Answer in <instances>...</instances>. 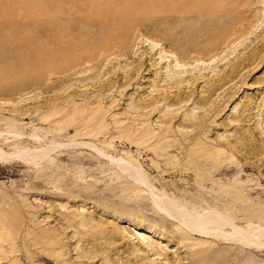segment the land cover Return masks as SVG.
<instances>
[{
	"label": "rangeland",
	"instance_id": "obj_1",
	"mask_svg": "<svg viewBox=\"0 0 264 264\" xmlns=\"http://www.w3.org/2000/svg\"><path fill=\"white\" fill-rule=\"evenodd\" d=\"M113 1L0 0L2 262L57 264L60 242V264H264L232 228L192 236L159 209L264 234V0H121L127 18L103 25L70 13ZM98 71L104 86L81 81Z\"/></svg>",
	"mask_w": 264,
	"mask_h": 264
},
{
	"label": "bare ground",
	"instance_id": "obj_2",
	"mask_svg": "<svg viewBox=\"0 0 264 264\" xmlns=\"http://www.w3.org/2000/svg\"><path fill=\"white\" fill-rule=\"evenodd\" d=\"M59 1V0H58ZM114 2V6L116 5L117 7H118V9H116L115 7H113V8H110L111 7V5L109 4V5H107L108 3H106V4H103V5H106V6H102V4L101 5H98L97 4V6H93V5H89V6H91V7H87V5L85 6H79L80 4H82V2L78 5V4H76L77 6H79V8H77V9H73L72 7H71V9H73L72 10V12H70L71 13V15L73 16L74 15V17H75V15H78V13L79 14H82L83 16L81 17L82 19H80L78 22H83L84 24H101V25H103V23L102 22H105L106 20H109V21H114V20H119V21H122V19H125V18H127V17H125V16H122L121 15V13H118L119 11L118 10H120V12H121V6H122V1L121 0H114L113 1ZM55 3H57V2H55ZM61 3V2H60ZM78 3V2H77ZM84 3H85V1H84ZM83 3V4H84ZM75 4V3H74ZM95 5V4H94ZM54 6V5H53ZM105 8H106V11H104L105 10ZM50 9H52V7L50 8ZM59 9V8H58ZM63 9V8H62ZM60 10V12H61V14H63L62 16H64V13H66L67 12V8H64V11L63 10ZM55 18V17H54ZM76 21V22H77ZM125 21V20H124ZM67 22H68V20H67ZM70 22V21H69ZM77 22V23H78ZM7 23H9V22H7ZM75 23V22H74ZM80 24V23H79ZM5 25H6V23H5ZM8 25V24H7ZM74 25V24H73ZM58 26V25H57ZM93 26V25H92ZM59 27V26H58ZM46 29V28H45ZM89 29V28H88ZM106 29V28H105ZM113 29H115V28H113ZM73 30V29H72ZM7 31V30H6ZM42 31H43V29H42ZM118 32V31H117ZM116 32V33H117ZM50 34H52V33H50ZM49 34V35H50ZM110 34H112V33H110ZM118 34V33H117ZM92 35V34H91ZM114 35V34H113ZM7 37H9V36H7ZM113 37V36H112ZM10 38V37H9ZM2 40V39H1ZM76 40V39H75ZM7 41V40H6ZM63 41V40H62ZM113 41V43H114V39L112 40ZM116 41V40H115ZM11 42V41H10ZM61 43V42H60ZM92 43H94L93 41H92ZM116 43H117V41H116ZM7 44V43H6ZM9 44V43H8ZM11 44V43H10ZM102 44V43H101ZM97 45H100L99 43L97 44ZM69 46L70 47H68V48H66V50L64 49V53H69V54H76L77 52H78V47L79 46H76V44L74 43V45H73V43H71V44H69ZM101 46V45H100ZM155 46H158V44H155ZM155 46H154V48H155ZM61 47H63V46H61ZM103 47V46H102ZM119 47V46H118ZM92 48V47H91ZM120 48V47H119ZM118 48V49H119ZM121 49V48H120ZM124 49V48H123ZM104 50V49H103ZM79 53V52H78ZM104 53H106V52H104ZM123 55L124 54H120V55H118V58H121V57H123ZM151 55V57H150V59L149 60H151V61H154V63H153V65L152 66H154L155 68H156V66L158 67V69H163L162 68V64L164 65V64H166L167 62H169V61H166V59H168V58H170L169 56H165V57H161V62H157V60H156V58H154V56L152 55V54H150ZM54 56H56V55H54ZM83 56H84V54H83ZM112 56V55H111ZM173 56V55H172ZM171 56V57H172ZM86 57V56H85ZM84 57V58H85ZM71 58V57H70ZM92 58V57H91ZM105 58H107V57H105ZM59 59V58H58ZM90 59V58H89ZM72 60V59H71ZM94 60V59H93ZM88 61H90V60H88ZM104 61V60H103ZM165 61V62H164ZM83 62V61H82ZM94 62H96V61H94ZM106 61H104V63H105ZM174 62V60H171L170 61V64H172ZM93 63V62H92ZM103 63V62H102ZM104 63H103V65H104ZM145 63H146V61H143V60H139V62H138V64H137V66L134 68V69H132V70H129V71H127V73H126V75H125V77L128 79V83L134 78L133 76L134 75H137V74H139L140 73V71L143 69V67L145 66ZM85 64V63H84ZM83 64V65H84ZM95 64V63H94ZM241 64V63H240ZM65 65V64H64ZM85 65H87V64H85ZM89 65V64H88ZM239 65V64H238ZM241 65H243V64H241ZM97 66V65H96ZM95 66V67H96ZM76 67V66H75ZM78 67H79V65H78ZM82 67H84V66H82ZM82 67H79V68H82ZM234 67V66H233ZM239 67V66H238ZM153 68V67H152ZM154 68V69H155ZM121 69V68H120ZM119 69V70H120ZM126 68L124 67V70H125ZM233 69V68H232ZM234 69H235V67H234ZM237 69V68H236ZM69 70V69H68ZM71 70H72V68H71ZM74 70H75V68H74ZM157 70V69H156ZM82 71H83V69H82ZM237 71V70H236ZM240 71V70H239ZM75 72V71H74ZM84 72V71H83ZM86 72V71H85ZM232 72V71H231ZM64 73V72H63ZM69 73V72H68ZM71 73V72H70ZM76 73V72H75ZM110 73H112L111 71L109 72V75H110ZM58 74H60L59 72H58ZM77 74H79V70L77 71ZM76 74V75H77ZM97 74V75H96ZM100 74H101V72L100 71H98L97 73H94L93 75H91L90 77H87V78H85L84 80H81L82 82H85V81H91V80H93V81H95V83H94V86L96 85V84H100V86H104V85H102L103 84V82L100 80V78H98L99 76H100ZM108 74V73H107ZM107 74H105L106 76H107ZM73 75V74H72ZM116 75V74H115ZM114 76V75H113ZM229 76H230V74H229ZM232 76V75H231ZM74 77V76H73ZM224 77H227V76H224ZM98 79V80H97ZM109 79H112V78H109ZM225 79V78H224ZM223 79V80H224ZM194 81H197V80H194ZM214 81V80H213ZM220 81H222L221 79H220ZM215 82H217L216 80H215ZM219 82V81H218ZM217 82V83H218ZM222 82H225V81H222ZM127 83V84H128ZM216 83V84H217ZM220 84V83H219ZM218 84V85H219ZM215 87V86H214ZM167 88H169L168 86L166 87V89ZM220 88V87H219ZM170 89H172V88H170ZM157 102H159V100L157 99V100H155L154 102H152V105H155V104H157ZM147 106H149V105H147ZM145 107V106H144ZM143 107V108H144ZM23 114V113H22ZM25 115H26V113H25ZM24 154V153H23ZM25 155V154H24ZM13 156V155H12ZM12 156H11V158H10V160L11 159H13L12 158ZM22 153H20L19 155H16L15 157H18V158H22ZM14 157V158H15ZM6 158V156H4L3 154H1L0 153V159L2 160V159H4V160H6L5 159ZM9 159V158H8ZM16 159V158H15ZM3 161V160H2ZM138 178H139V176H137ZM137 180H139V179H137ZM137 182V181H136ZM146 184V183H145ZM163 200V199H162ZM161 206V207H160ZM160 206H159V209L161 210V212L165 215V216H167L171 221H173V222H177L178 224V226L181 228V230H185V231H187L190 235H198V234H202L204 237H206V236H209V235H212V236H219V237H228L227 236V234H224L225 233V231L227 230V229H230V228H232V230H234V232H235V234L236 235H239L241 238L243 237L245 240H247L250 244H252V245H254V246H256V247H262V246H264V243L262 242V239L264 238V234L261 236V234H260V236H258V238H252L251 236H249V234H247L246 232H244L243 230H239V228H237V227H235L233 224H231L228 220H224V219H222V218H220V217H216V216H214V215H210L209 214V216H207L208 214H205V215H202V216H200V214H195V213H190V212H188V211H185V210H183V208H180L178 205H174V204H169L168 202H166V201H161V204H160ZM16 223V222H15ZM76 224H78V226L76 225ZM80 226H85V227H88V226H91V223H90V221H88V219H84V218H82V219H80L79 220V223H75V219H72V218H68V220H67V222H66V228H64L63 229V231H66L69 227H76L77 229H79V227ZM91 227H93V226H91ZM95 228L93 227V230H94ZM185 231H183V232H185ZM92 233H93V231H91ZM118 233V232H117ZM115 234L116 233H114L113 235H112V237L109 239V240H112V239H115L116 237H115ZM48 235V234H47ZM46 235V236H47ZM206 235V236H205ZM58 236H60V235H58ZM90 237H93V236H90ZM57 238V237H56ZM40 243V242H39ZM37 245V244H36ZM111 246V245H110ZM50 247L53 249L52 250V252H54V253H50V256L51 257H56L57 259H55L54 261L57 263V264H60L61 262H63V260L61 259L64 255H62V254H60V253H55V249H58V247L59 248H63L64 249V246L62 245V244H60V242H57V243H54V244H50ZM15 251L16 250H14V249H11L10 251H9V253L10 254H13V253H15ZM100 252V250H98V248H97V250H96V252L95 253H93V254H90V257H88L87 255H88V252H83V253H81V255H80V257H87V258H89L90 260H95L96 259V257H99L98 256V253ZM138 252V250H136V253ZM8 254V253H7ZM22 257L24 258V260L27 262V263H24V264H32V262L33 261H35V260H39V261H44L46 264H51V261L49 262V259L51 260L52 258H50V257H48V258H46V257H43V256H41V255H37V256H28L26 253H22ZM2 256V257H1ZM8 256L7 255H5V253H3V252H1L0 251V264H5L4 262H2V261H5L6 260V258H7ZM58 258H59V260H58ZM48 259V260H47ZM12 264H20V262L19 261H16V263H12ZM22 264V263H21ZM112 264H118V263H115V261L112 263Z\"/></svg>",
	"mask_w": 264,
	"mask_h": 264
}]
</instances>
